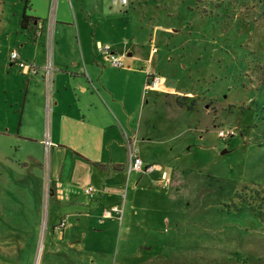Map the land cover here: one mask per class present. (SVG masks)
Here are the masks:
<instances>
[{
  "label": "rangeland",
  "instance_id": "rangeland-1",
  "mask_svg": "<svg viewBox=\"0 0 264 264\" xmlns=\"http://www.w3.org/2000/svg\"><path fill=\"white\" fill-rule=\"evenodd\" d=\"M24 1L0 0V264H46L61 219L85 239H112L108 264H264V0ZM23 10L51 34L54 67L66 68L78 44L107 66L129 129L114 130L100 158L126 166L132 149L152 172L91 169L78 148L96 154L93 128L65 117L55 131L38 99L24 100L25 76L9 55L45 58L39 27H19ZM101 47L130 52L135 72L113 67ZM157 79L159 89L146 88ZM58 85L73 83L62 76ZM126 180L122 220L102 219L101 206L121 204Z\"/></svg>",
  "mask_w": 264,
  "mask_h": 264
},
{
  "label": "crops",
  "instance_id": "crops-1",
  "mask_svg": "<svg viewBox=\"0 0 264 264\" xmlns=\"http://www.w3.org/2000/svg\"><path fill=\"white\" fill-rule=\"evenodd\" d=\"M35 26L37 25L35 24ZM46 34L47 33L44 34L43 26H41L36 31L34 37L38 40V43H41L39 47L41 45V52L45 59L46 50L44 44ZM68 52L73 55V58L66 64V68L62 69V67L56 65L54 67L52 64V82L49 90H47L45 81L42 78V69H40L38 75H24V100L26 97L38 99L40 115L42 114V109L44 114L46 111L48 112L46 114L51 116V123L55 131L60 128L65 117H70L71 120L80 126L79 130L84 133H86L89 127H92L95 135L96 154L89 155L83 150L84 146L80 148L77 147L80 150L81 156L85 158L84 161L89 163L91 169L100 168L105 170V165L107 164L112 171L120 173L126 172L125 174L128 176L131 172L127 171L128 162L126 166H124L120 162H114L113 160L105 162L103 158H100L105 151L109 152L108 156H110L113 146L111 144L116 142L113 134L114 130L121 133V131L125 132V129H129L128 121L124 118L128 117V113L125 111V108H123L122 102L115 97L105 77L107 66L105 64H99L95 59H90V57L85 56L84 49L80 44H78L75 49L68 50ZM51 53L52 50L50 56H52ZM131 55L130 52H126V54L123 55V59L127 61V66L124 65V67L135 72V64H137L138 60L135 57H131ZM36 63L38 65L45 64L44 61ZM67 65L69 68H67ZM108 68L111 69V67ZM137 71L140 73L144 72L143 69ZM62 76L68 78L73 85L71 87L66 86L61 88L58 85V80ZM66 95H68L69 101L64 103V97ZM47 100L49 108L47 107ZM22 113L23 112H21V116ZM116 114L119 115L120 118L116 117ZM30 119L32 122L36 121V117ZM19 127L15 132V136L17 139H25L24 137L27 136L20 132L21 129H19ZM85 136L86 134H84V137ZM40 141L41 139L39 143ZM119 144L120 143H118V145ZM51 145L53 146L54 144L51 142ZM72 148L77 150L76 147ZM59 149L60 146L58 145L56 150ZM126 153L129 161V151ZM153 166L155 167V165ZM121 187H125L122 194V200L124 202L122 214L121 217L114 214V218H112V220H117L119 222L122 220L124 212L126 211L125 195L126 189L129 187L128 180H126ZM131 188L137 189L136 184H133ZM141 189L143 188L139 190ZM53 193L54 191L51 190L49 195L51 196ZM115 205L117 204L113 203L110 207ZM101 208L104 209L107 208V206H101ZM99 209L100 208H98V210ZM103 209H100V211H103ZM89 213L93 214V211ZM137 223H141V220L137 221ZM82 225V228L86 227L84 224ZM65 226L60 231L57 229L58 237H52L53 233H51L50 238L47 239L46 252L44 253L46 264H93L94 261L92 258L97 259V264H108L106 259L110 255L111 250L107 248V243L111 242L112 239L101 238V233L94 234L96 237H93V239H85L83 230L79 228L75 230V226L66 227L65 230Z\"/></svg>",
  "mask_w": 264,
  "mask_h": 264
},
{
  "label": "built area",
  "instance_id": "built-area-1",
  "mask_svg": "<svg viewBox=\"0 0 264 264\" xmlns=\"http://www.w3.org/2000/svg\"><path fill=\"white\" fill-rule=\"evenodd\" d=\"M112 3L120 5V6H124L128 3V0H112ZM52 21V20H51ZM50 21V23H51ZM36 24V22H35ZM39 28L41 27V24H36ZM45 64L44 65H38L35 61H23L20 56L19 53L17 52V50H12L10 55H9V65H15L17 66L18 70L20 71V73L22 75H38L40 69L43 70L42 78L45 81V84L47 86V90L50 89V85L52 82V77H51V70H52V63L50 61V52H51V34H46V39H45ZM99 51L101 53H103L105 59L108 61L109 64H111L113 67L115 68H122L124 67V61H123V55H118L116 54L114 51L109 50L108 47L105 48H100ZM154 50H151V53ZM159 81L160 84L162 82V79H157L156 81H153L152 84L149 86V84L146 85V88H151V89H155V82ZM47 107L49 108L48 105V100H47ZM229 131L226 130H219L218 131V136L222 137L225 136V134H228ZM43 146H44V150L45 152H47L51 146V142L49 140V138H44L42 140ZM154 166L153 165H144L143 161L141 159L140 156L137 155V152L130 149L129 150V161L127 164V171H137V172H141V173H148L154 170ZM159 184H163L165 185L166 183L169 182V178L167 177V174L165 172H162L160 174V177L157 179ZM83 192L88 196V197H93L96 194V190L88 185L83 189ZM124 202L122 200V203L120 205H115V206H111L109 208H104L101 214V218L102 219H112L114 218V214H117L118 217H121L122 214V208H123ZM65 221L63 219H61L59 221V223L55 226L59 231L65 226Z\"/></svg>",
  "mask_w": 264,
  "mask_h": 264
},
{
  "label": "trees",
  "instance_id": "trees-1",
  "mask_svg": "<svg viewBox=\"0 0 264 264\" xmlns=\"http://www.w3.org/2000/svg\"><path fill=\"white\" fill-rule=\"evenodd\" d=\"M27 6V0L24 1V7L25 8ZM36 22V17L30 16L28 14L25 13V11L23 10L21 13V17L19 19V27L25 29L26 27L29 26L30 23H35Z\"/></svg>",
  "mask_w": 264,
  "mask_h": 264
},
{
  "label": "bare ground",
  "instance_id": "bare-ground-1",
  "mask_svg": "<svg viewBox=\"0 0 264 264\" xmlns=\"http://www.w3.org/2000/svg\"><path fill=\"white\" fill-rule=\"evenodd\" d=\"M155 86V89L157 90V89H159L160 88V86H161V84H160V82L159 81H157V82H155V84H154Z\"/></svg>",
  "mask_w": 264,
  "mask_h": 264
}]
</instances>
